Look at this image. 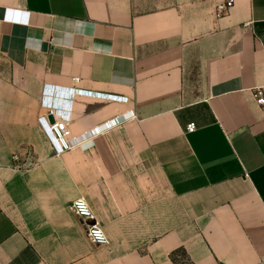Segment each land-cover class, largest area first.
<instances>
[{
    "label": "crops",
    "instance_id": "0c3cea01",
    "mask_svg": "<svg viewBox=\"0 0 264 264\" xmlns=\"http://www.w3.org/2000/svg\"><path fill=\"white\" fill-rule=\"evenodd\" d=\"M216 2L0 0V264H264V0ZM45 86L115 124L56 155Z\"/></svg>",
    "mask_w": 264,
    "mask_h": 264
},
{
    "label": "built area",
    "instance_id": "2783aa9c",
    "mask_svg": "<svg viewBox=\"0 0 264 264\" xmlns=\"http://www.w3.org/2000/svg\"><path fill=\"white\" fill-rule=\"evenodd\" d=\"M233 6L234 0H217L214 9L215 16L217 18L224 17L233 8ZM76 93L112 102L127 103L128 101L127 98L119 96L93 94L85 91H76ZM50 94L59 96L54 90H50L48 86H45L41 97V106L45 110V115L41 116L38 122L42 131L46 134L56 155H61L70 151L76 144L80 143L85 138L103 133L102 131L104 129H108L115 124V121L112 120L110 122H106L98 128H94L87 133L88 136H82L80 139L73 138L69 129L70 116L66 111L64 112L61 110L63 108H67V104L63 107L60 106V99L54 98L53 96H50ZM252 96L260 106L264 105L263 88H255L252 90ZM51 117L54 119L53 123L50 121ZM195 130L196 126L193 123L189 124L186 128L188 133H192ZM13 159L14 161L18 160L17 156H13ZM71 210L81 221L87 222L86 235L94 245L105 246L108 244V238L102 230L100 224L96 221L92 209L86 200L83 198L76 199L71 203Z\"/></svg>",
    "mask_w": 264,
    "mask_h": 264
},
{
    "label": "water",
    "instance_id": "95a60500",
    "mask_svg": "<svg viewBox=\"0 0 264 264\" xmlns=\"http://www.w3.org/2000/svg\"><path fill=\"white\" fill-rule=\"evenodd\" d=\"M50 90H54V88H50ZM58 95L61 96L62 98L59 101L60 106H64L66 104V101L64 100L66 97L69 98L71 94L75 93L73 90H68V89H61L57 91ZM50 121L53 123V118H50Z\"/></svg>",
    "mask_w": 264,
    "mask_h": 264
},
{
    "label": "trees",
    "instance_id": "16d2710c",
    "mask_svg": "<svg viewBox=\"0 0 264 264\" xmlns=\"http://www.w3.org/2000/svg\"><path fill=\"white\" fill-rule=\"evenodd\" d=\"M174 259V258H173ZM174 261H175V259H174Z\"/></svg>",
    "mask_w": 264,
    "mask_h": 264
},
{
    "label": "snow or ice",
    "instance_id": "6c2138e0",
    "mask_svg": "<svg viewBox=\"0 0 264 264\" xmlns=\"http://www.w3.org/2000/svg\"><path fill=\"white\" fill-rule=\"evenodd\" d=\"M97 235H99V234H97Z\"/></svg>",
    "mask_w": 264,
    "mask_h": 264
}]
</instances>
